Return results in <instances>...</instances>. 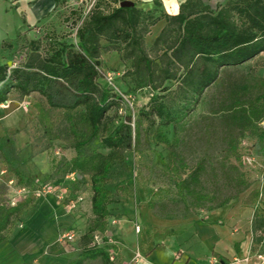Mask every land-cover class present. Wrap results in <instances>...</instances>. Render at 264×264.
<instances>
[{
    "label": "trees",
    "instance_id": "trees-1",
    "mask_svg": "<svg viewBox=\"0 0 264 264\" xmlns=\"http://www.w3.org/2000/svg\"><path fill=\"white\" fill-rule=\"evenodd\" d=\"M122 1L97 0L76 27L75 43L57 37L44 43L30 40L19 62L0 65V105L12 93L20 97L37 94L47 110L66 114L75 153L66 162L67 175L75 178L69 189L74 195L82 183L89 185L92 220L80 238L79 254L65 264H118V257L110 261L109 252L113 249L119 255V245L91 241L107 230L108 206L113 203L107 184L114 165L129 169L124 162L126 152L141 154L151 143L165 147L168 176L183 208L177 218H184L196 209H218L243 192L248 186L243 173L228 160L239 162L238 145L245 132L264 138V79L257 84L242 81L229 87L214 114L219 132L213 131L212 121L201 126L200 141L207 142L204 147L223 146L220 161L212 165L203 154L190 163L184 153L191 116L205 101L206 91L219 85L225 73L243 69L264 55V0H224L214 9L203 0H184L174 15L161 11L155 0L150 10L135 1L131 7H120ZM106 2L114 6L104 10ZM162 20L163 27L148 46L147 36ZM109 53H115L126 67L124 76L133 89L151 91L145 106L117 122V112H110L123 100L98 82L101 56ZM170 82L175 88L169 91L166 84ZM36 110L47 117L40 104ZM213 166L216 184L207 191L204 180ZM16 184L36 189L29 181ZM252 194L258 197V192ZM33 200L0 206V244L13 219ZM250 228L252 243L263 244L264 212L254 211ZM54 249L51 245L48 252Z\"/></svg>",
    "mask_w": 264,
    "mask_h": 264
},
{
    "label": "rangeland",
    "instance_id": "rangeland-1",
    "mask_svg": "<svg viewBox=\"0 0 264 264\" xmlns=\"http://www.w3.org/2000/svg\"><path fill=\"white\" fill-rule=\"evenodd\" d=\"M128 1H135L138 7L146 8L139 0ZM215 1L220 0H210V4L214 5ZM96 2L97 0H67L50 19L28 29L27 38L39 39L44 43L49 37H57L60 41L75 43L76 27L87 17ZM113 6V3L106 2L102 8L108 10ZM159 30L160 26L151 29L146 38L148 46ZM23 52L22 48L15 50L11 57L12 63L19 62ZM125 70L126 67L115 53L101 56V77L98 82L123 100L117 110L110 112L111 115L117 112L116 122L123 115L136 114L138 109L146 105L151 95L148 89H133L129 78L124 76ZM259 79H264V55L257 57L243 69L225 73L219 85L206 91L205 101L197 107L187 128L190 137L184 153L190 163L203 154L208 156L212 165L220 161L224 154L223 146L215 143L210 148L204 147L207 142L200 141L201 126L212 121L213 131L219 132L214 114L229 87L242 81L257 84ZM166 88L174 90L175 84L167 83ZM157 93L163 94L161 91ZM36 104L44 108L46 118L38 114ZM46 108L45 102L37 94L20 97L17 93H12L8 101L0 105V206H7L9 196L13 194L14 184H10V181L19 184L29 181L34 188L47 184L64 191L61 198L50 194L34 199L29 208L13 219L4 233L6 240L0 244V249L4 246L10 250L15 248L17 254L14 259L22 258V264H43L45 259L65 264L76 258L81 249L80 238L92 220L89 185L82 183L74 195L69 189L75 178L67 175L66 162L75 153L72 149V136L67 129L66 114ZM238 152L239 162L231 158L228 162L239 165L248 184L247 188L218 209H196L184 218H177L183 208L177 199L171 176H168L165 147L151 143L141 154L126 152L124 162L129 169L114 165L107 184L113 199V203L108 206L110 217L107 229L118 224L121 217L128 218L133 233L137 226L140 229L137 233L139 247L134 253L139 252L143 256L142 253L148 254L155 244L167 237L165 232L171 228L169 226L172 222L183 219L192 226L185 229V234H189L192 229L196 230L199 253L209 249L211 241L215 242L217 231V252L213 251L212 254L214 264H261L264 243L251 244L249 223L254 211L264 212V138H260L256 132H245L239 142ZM215 172L214 166L208 169L204 180L207 191L215 187ZM77 179L81 177L78 176ZM255 191L258 192L256 199L252 194ZM223 193H227L226 190ZM76 197H82V200L75 208H70L68 201ZM126 204H129L130 211L125 210ZM150 204L154 205L153 209L149 208ZM68 215L72 219L62 222L61 219ZM44 224L49 225L52 230L48 232ZM68 231L78 235L77 242L70 246L59 245L56 239ZM182 235L178 234V237ZM98 237L100 244L105 242L103 236ZM235 242L240 243L239 251L234 250ZM51 245L55 249L48 252ZM85 264H99V261ZM118 264H121L119 260Z\"/></svg>",
    "mask_w": 264,
    "mask_h": 264
},
{
    "label": "crops",
    "instance_id": "crops-1",
    "mask_svg": "<svg viewBox=\"0 0 264 264\" xmlns=\"http://www.w3.org/2000/svg\"><path fill=\"white\" fill-rule=\"evenodd\" d=\"M66 1L67 0H0V65L12 63L11 57L18 48H22L25 52L27 42L36 40L27 38V30L34 25L42 24L46 19H50L52 14L59 11ZM139 1L141 4L146 5V8L142 7L143 9H153V0ZM155 1L161 5L160 10L169 15L176 14L180 4L184 2V0ZM223 1L224 0L215 1L214 5H211L210 0H203V2L212 9ZM163 25L164 21L162 20L155 26H160L161 29ZM125 210L130 211L129 204L125 205ZM71 219L72 217L68 215L63 217L61 221L64 222ZM44 227H46L48 232L52 230L49 225L44 224ZM169 227L171 228L165 232L167 237L158 244H155L148 254L141 252L143 256L137 262L133 261V257L135 254L134 251L139 247L137 243L139 242V237H137V233H133L128 218L121 217L118 224H114L112 227L108 228L101 236L106 240H115L119 244L120 257L118 260L121 264H214L212 254L213 251L217 252V231H215L217 233H215V242L211 241L212 244L209 245V249L199 253L200 250L197 245L198 240L196 238H198V236L195 233L196 230L192 229L189 234H185V231L187 232L185 229L192 227L189 223L183 219H179L172 222ZM178 234L183 235L178 237ZM250 235L251 244H253L251 228ZM174 238L176 240H174ZM236 243L237 246H235ZM233 246L234 250L239 251V242H235ZM16 254L17 250L15 248H11L10 250L5 246L2 247V249H0V258L2 257L3 260L0 261V264H22L20 261L22 258L19 260L16 258L14 259ZM45 260L43 264H58L53 260Z\"/></svg>",
    "mask_w": 264,
    "mask_h": 264
},
{
    "label": "built area",
    "instance_id": "built-area-1",
    "mask_svg": "<svg viewBox=\"0 0 264 264\" xmlns=\"http://www.w3.org/2000/svg\"><path fill=\"white\" fill-rule=\"evenodd\" d=\"M261 126L264 128V122L261 123ZM249 160V159H247ZM10 184H14L13 187V194L9 196V201L8 205L9 206H15L17 203L20 201L26 199V198H33V199H38V198H44L47 195H55L57 198H61L62 195L64 194V191L62 189H54L53 187L48 186L47 184L45 185H40L36 189H30L26 186H20L14 183L13 181H10ZM82 200V197H76L75 199L71 198L68 202L70 208H75V206ZM136 233L140 232L139 227H136ZM99 235H94L92 244H97L101 245L98 241ZM78 235L73 232V231H68L66 233L61 234L57 239L56 242L61 245V246H70L73 245L77 242L78 240ZM106 242L111 245H119L115 240H110L107 239ZM118 253L111 249L109 252V258L110 261L115 262L117 260ZM140 258H142V255L139 252H135L133 261L137 262ZM261 258V264H264V257Z\"/></svg>",
    "mask_w": 264,
    "mask_h": 264
},
{
    "label": "water",
    "instance_id": "water-1",
    "mask_svg": "<svg viewBox=\"0 0 264 264\" xmlns=\"http://www.w3.org/2000/svg\"><path fill=\"white\" fill-rule=\"evenodd\" d=\"M133 5H134V3L132 1H128V0H124V1L120 2V4H119L120 7H131Z\"/></svg>",
    "mask_w": 264,
    "mask_h": 264
}]
</instances>
